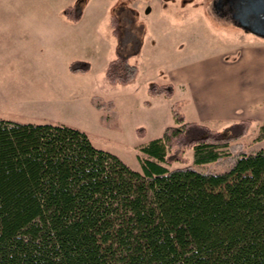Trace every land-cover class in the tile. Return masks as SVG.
<instances>
[{
  "label": "trees",
  "instance_id": "obj_1",
  "mask_svg": "<svg viewBox=\"0 0 264 264\" xmlns=\"http://www.w3.org/2000/svg\"><path fill=\"white\" fill-rule=\"evenodd\" d=\"M86 1L58 15L77 24ZM140 50L106 63L111 86L136 80ZM89 70L68 63L72 74ZM147 94L171 99L174 86L151 83ZM91 103L115 116L111 101ZM171 114L174 125L139 149L141 172L76 129L0 119V264H264V123L201 125L177 106ZM192 127L201 135L188 141Z\"/></svg>",
  "mask_w": 264,
  "mask_h": 264
},
{
  "label": "rangeland",
  "instance_id": "obj_2",
  "mask_svg": "<svg viewBox=\"0 0 264 264\" xmlns=\"http://www.w3.org/2000/svg\"><path fill=\"white\" fill-rule=\"evenodd\" d=\"M74 1L0 0V118L76 129L95 148L115 155L136 172H141L139 149L174 125L173 106L188 122L197 119L187 90L174 87L171 99L149 97L147 84H167L166 73L207 60L220 49L223 53L250 41L264 42L217 18L209 9L210 0H92L82 23L64 24L56 12ZM108 5L122 15L117 36L109 26L113 12L91 20L95 14L105 15ZM124 7H131L135 18L127 17ZM123 18L132 25L125 26ZM137 43L142 47L135 59L141 77L124 88L111 86L104 75L106 62L136 50ZM70 57L89 62L90 73L71 75ZM92 97L113 101L118 116L96 110ZM137 127L145 128L142 139L135 134ZM200 135L192 127L187 140Z\"/></svg>",
  "mask_w": 264,
  "mask_h": 264
},
{
  "label": "crops",
  "instance_id": "obj_3",
  "mask_svg": "<svg viewBox=\"0 0 264 264\" xmlns=\"http://www.w3.org/2000/svg\"><path fill=\"white\" fill-rule=\"evenodd\" d=\"M91 1H86L82 18L77 24L82 23L86 18ZM127 8H130L132 13H134L131 7ZM147 8L150 7H146L145 10ZM59 11L56 12L57 15ZM111 11L112 6L108 5L105 15H103L104 13L102 15L95 14L92 17L94 19L91 20H97L99 16L109 15ZM60 18L64 24L77 25L70 24L64 21L62 17ZM141 50L139 57L141 56ZM232 50H225L222 53L220 49L207 60L186 64L166 73L169 79L168 83H171L175 88L179 86L189 92L190 104L197 118L196 121H193L194 123L205 125L214 120L234 122L247 119L264 123V42L250 41L238 48L234 46ZM64 55L69 57L68 53ZM73 59L75 58H69L67 71L68 63ZM6 66L10 68L11 65L7 63ZM91 67L90 64V70L86 74L90 73ZM138 70V76L134 82L141 77V69L139 67ZM151 83L153 82L149 84ZM149 84L147 85L149 86ZM131 93L133 94L134 90ZM127 95L130 97V92ZM111 102L113 104L112 111L118 116L116 110H114V102ZM145 105L150 107L148 103Z\"/></svg>",
  "mask_w": 264,
  "mask_h": 264
},
{
  "label": "water",
  "instance_id": "obj_4",
  "mask_svg": "<svg viewBox=\"0 0 264 264\" xmlns=\"http://www.w3.org/2000/svg\"><path fill=\"white\" fill-rule=\"evenodd\" d=\"M210 8L224 21L264 41V0H212Z\"/></svg>",
  "mask_w": 264,
  "mask_h": 264
},
{
  "label": "flooded vegetation",
  "instance_id": "obj_5",
  "mask_svg": "<svg viewBox=\"0 0 264 264\" xmlns=\"http://www.w3.org/2000/svg\"><path fill=\"white\" fill-rule=\"evenodd\" d=\"M211 1H212V0H210V2H209V9H210V10H211V8H210ZM211 12H212L217 18H220V17H219V16H220L219 12L214 13L212 10H211ZM220 19H221V18H220Z\"/></svg>",
  "mask_w": 264,
  "mask_h": 264
}]
</instances>
